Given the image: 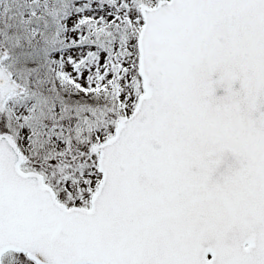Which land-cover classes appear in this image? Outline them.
<instances>
[{
  "label": "snow or ice",
  "instance_id": "6c2138e0",
  "mask_svg": "<svg viewBox=\"0 0 264 264\" xmlns=\"http://www.w3.org/2000/svg\"><path fill=\"white\" fill-rule=\"evenodd\" d=\"M0 264H264V0H0Z\"/></svg>",
  "mask_w": 264,
  "mask_h": 264
}]
</instances>
